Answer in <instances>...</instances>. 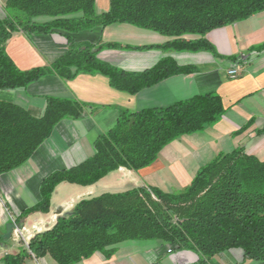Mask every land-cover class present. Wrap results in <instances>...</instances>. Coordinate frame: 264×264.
Here are the masks:
<instances>
[{
  "label": "trees",
  "instance_id": "1",
  "mask_svg": "<svg viewBox=\"0 0 264 264\" xmlns=\"http://www.w3.org/2000/svg\"><path fill=\"white\" fill-rule=\"evenodd\" d=\"M262 10L264 0H109L102 13L96 10V0H5L0 16V89L25 88L47 74L71 79L87 73L101 74L111 87L133 95L196 67L165 56L143 71H125L96 56L100 48L119 44L77 42L71 34L126 23L170 37L158 46L163 51L215 54L208 32ZM18 31L61 33L67 50L49 65L21 70L5 51L7 39ZM251 49H264V43ZM85 107L76 99L47 96L43 112L35 115L0 101V174L26 162L59 121L79 118ZM225 110L214 92L166 106L120 109L113 126L95 138L93 154L47 175L39 200L21 215L48 212L59 183L86 186L120 167L139 170L151 165L165 145L216 123ZM128 240H157L191 251L197 259L188 264H212L214 256L230 249H240L243 259L263 262L264 160L237 146L199 167L179 190L145 184L80 199L50 228L36 232L27 247L5 254L0 264H25L29 257L46 255L56 264H75L98 252L109 259L116 245Z\"/></svg>",
  "mask_w": 264,
  "mask_h": 264
},
{
  "label": "crops",
  "instance_id": "2",
  "mask_svg": "<svg viewBox=\"0 0 264 264\" xmlns=\"http://www.w3.org/2000/svg\"><path fill=\"white\" fill-rule=\"evenodd\" d=\"M5 0H0V16ZM109 0H96V10L108 9ZM74 41L96 44L115 43L120 47H102L97 58L125 71L140 72L170 56L178 64L193 65L196 70L169 76L155 85L131 95L110 86L101 74L79 73L71 79L47 74L25 88L0 89V101L12 102L40 115L47 96L76 99L86 107L77 119H63L50 136L19 167L0 174V261L24 248V238L50 228L83 198L104 192L153 185L173 184L185 187L199 167L220 152L242 146L246 152L264 160V49H251L264 43V10L206 34L215 54L210 52L163 51L158 46L170 37L126 23L81 30L71 34ZM61 33L14 32L5 43V51L21 70L51 64L67 50ZM236 70L231 76L228 71ZM220 95L226 110L219 121L201 131L183 135L165 145L156 160L139 170L120 167L93 184L82 186L62 182L56 185L46 213L22 212L40 198L41 181L51 172L74 166L93 152L95 138L116 121L120 109L139 110L166 106L196 94ZM251 121V122H250ZM250 124L240 131L242 126ZM163 190V189H162ZM20 232V234H19ZM197 259L191 251L176 250L157 240H128L116 245L106 259L101 253L75 264H188ZM25 264H56L46 255L29 257ZM212 264H264L243 259L240 249L223 251Z\"/></svg>",
  "mask_w": 264,
  "mask_h": 264
},
{
  "label": "rangeland",
  "instance_id": "3",
  "mask_svg": "<svg viewBox=\"0 0 264 264\" xmlns=\"http://www.w3.org/2000/svg\"><path fill=\"white\" fill-rule=\"evenodd\" d=\"M170 179H171V182L173 181L172 182L173 184H171L169 186H162V189L164 191H175V190H179L182 188V186L180 184H178V182H176V180L175 181L173 180L174 178L171 177Z\"/></svg>",
  "mask_w": 264,
  "mask_h": 264
},
{
  "label": "built area",
  "instance_id": "4",
  "mask_svg": "<svg viewBox=\"0 0 264 264\" xmlns=\"http://www.w3.org/2000/svg\"><path fill=\"white\" fill-rule=\"evenodd\" d=\"M228 74L231 75V76H234L236 74V70L235 69H231V70L228 71ZM19 234H20V232H19ZM29 239L30 238H28V237L24 238L25 247L28 246Z\"/></svg>",
  "mask_w": 264,
  "mask_h": 264
}]
</instances>
